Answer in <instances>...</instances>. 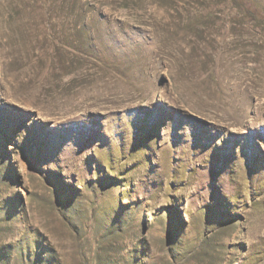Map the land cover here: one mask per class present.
<instances>
[{
    "label": "rangeland",
    "instance_id": "1",
    "mask_svg": "<svg viewBox=\"0 0 264 264\" xmlns=\"http://www.w3.org/2000/svg\"><path fill=\"white\" fill-rule=\"evenodd\" d=\"M0 264H264V0H0Z\"/></svg>",
    "mask_w": 264,
    "mask_h": 264
}]
</instances>
